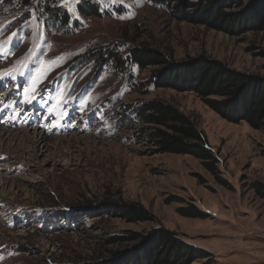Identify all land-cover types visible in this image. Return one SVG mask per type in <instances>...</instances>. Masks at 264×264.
Wrapping results in <instances>:
<instances>
[{
  "label": "rangeland",
  "instance_id": "obj_1",
  "mask_svg": "<svg viewBox=\"0 0 264 264\" xmlns=\"http://www.w3.org/2000/svg\"><path fill=\"white\" fill-rule=\"evenodd\" d=\"M53 2L67 22L37 4L0 3V132L19 140L27 129L47 139L42 153L0 157V264L108 263L113 253L138 247L106 246L104 239L145 237L160 226L211 256L188 264H264V199L251 189L264 185V130L225 121L192 93L145 85L152 68L106 61L108 52L125 59L143 46L262 80L264 24L234 34L178 22L145 0ZM85 2L97 16L79 11ZM33 84L36 99L28 103ZM153 98L196 124L218 159L220 181L193 157L154 153L131 127L128 106ZM18 140L5 147L19 151ZM112 201L139 204L155 221L100 217L97 206ZM189 206L207 217L181 216Z\"/></svg>",
  "mask_w": 264,
  "mask_h": 264
},
{
  "label": "trees",
  "instance_id": "obj_2",
  "mask_svg": "<svg viewBox=\"0 0 264 264\" xmlns=\"http://www.w3.org/2000/svg\"><path fill=\"white\" fill-rule=\"evenodd\" d=\"M145 1L178 22L227 33L256 32L264 24V0H197L196 4L184 0L175 7L172 6L174 0ZM20 2L22 5L37 4L41 12L58 18L61 23H65L67 19L66 15L61 17L59 8L52 7L53 0ZM85 4L79 6V11L83 15L97 16L95 6ZM243 5H247V8L242 13H227L230 8L241 9ZM125 59L118 56L116 51L106 55V61L118 69L128 60L140 70L154 69L145 85H151L155 90L171 89L178 93H192L225 121L233 124L245 122L254 129L264 130V79L235 73L208 59L173 61L165 54L143 46L130 49L129 56ZM128 107V114L132 116L129 122L131 127L139 132L154 153L193 157L220 181L218 159L208 146L204 134L174 104L153 98ZM224 183L221 182L226 185ZM251 189L264 199V185L254 183ZM97 207V213L102 218L122 219L130 224L155 221L151 213L136 203L112 201L101 203ZM178 212L187 218L207 217L194 206L181 208ZM103 241L106 246L136 244L138 248L113 253L115 259L112 262L92 261L89 264H188L211 257L208 252L190 246L177 234L161 226L154 228L145 237L135 232H125ZM127 249L128 247L125 250Z\"/></svg>",
  "mask_w": 264,
  "mask_h": 264
},
{
  "label": "bare ground",
  "instance_id": "obj_3",
  "mask_svg": "<svg viewBox=\"0 0 264 264\" xmlns=\"http://www.w3.org/2000/svg\"><path fill=\"white\" fill-rule=\"evenodd\" d=\"M13 134V133H12ZM22 137L18 140V135H11L10 133L7 132H0V157L1 155H5L6 152H8L10 155L13 156L17 161H20L23 157V151L24 150H33L34 153L36 152H43L45 150L46 142L47 139L45 136L41 135L40 133H37V131H33L32 133L28 131L27 129H24L20 132ZM19 134V135H20ZM45 134V133H44ZM18 140L20 145L19 151L14 150L13 148H7L5 147V141H14V139Z\"/></svg>",
  "mask_w": 264,
  "mask_h": 264
},
{
  "label": "snow or ice",
  "instance_id": "obj_4",
  "mask_svg": "<svg viewBox=\"0 0 264 264\" xmlns=\"http://www.w3.org/2000/svg\"><path fill=\"white\" fill-rule=\"evenodd\" d=\"M75 2L76 3H78L79 2V0H75ZM0 3H3V0H0ZM69 3H70V0H64V6L65 7H68L69 6ZM72 9L69 7V11H71ZM13 35H15V33H13ZM31 93H32V95H28L27 96V102L28 103H32L35 99H36V97H35V95H34V93L36 92V87H35V84H33V86H32V88H31ZM27 92H28V90H26V95H27ZM17 115H18V113H17ZM15 117H13V119H14Z\"/></svg>",
  "mask_w": 264,
  "mask_h": 264
}]
</instances>
